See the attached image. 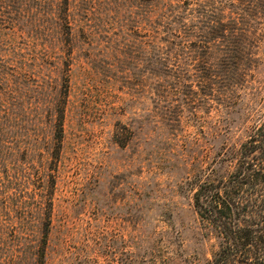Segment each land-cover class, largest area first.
Here are the masks:
<instances>
[{
  "label": "rangeland",
  "instance_id": "1",
  "mask_svg": "<svg viewBox=\"0 0 264 264\" xmlns=\"http://www.w3.org/2000/svg\"><path fill=\"white\" fill-rule=\"evenodd\" d=\"M263 118L264 0H0V264L48 212L43 264H206L196 186Z\"/></svg>",
  "mask_w": 264,
  "mask_h": 264
},
{
  "label": "trees",
  "instance_id": "2",
  "mask_svg": "<svg viewBox=\"0 0 264 264\" xmlns=\"http://www.w3.org/2000/svg\"><path fill=\"white\" fill-rule=\"evenodd\" d=\"M55 125L58 147L62 110ZM219 162L227 171L199 181L193 195L200 224L218 240L217 251L206 264H264V118L238 148L225 150ZM1 179L0 176L3 217L8 215L12 191H7L9 186H2ZM4 227L0 225V231ZM48 228L49 212L43 222L35 264H43Z\"/></svg>",
  "mask_w": 264,
  "mask_h": 264
}]
</instances>
